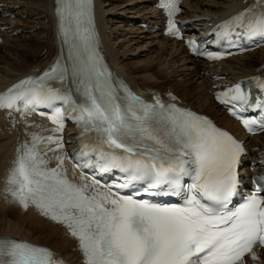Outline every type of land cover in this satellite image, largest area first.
<instances>
[{
    "label": "snow or ice",
    "instance_id": "snow-or-ice-1",
    "mask_svg": "<svg viewBox=\"0 0 264 264\" xmlns=\"http://www.w3.org/2000/svg\"><path fill=\"white\" fill-rule=\"evenodd\" d=\"M160 7L169 16V33L179 37L173 19L180 10L178 0H161ZM55 11L67 56L42 76L21 80L0 94V108L26 115L46 107L56 125L53 132L63 131L71 110L82 134H97L96 146L85 144L81 155L95 154L101 170H118L124 182L73 183L61 171L62 157L50 169L39 150L44 141L61 148L62 137L33 133L31 141L17 149L6 181L8 193L25 209L31 204L63 224L78 240L84 264H246L249 256L259 260L253 249L264 248V177L254 178L255 187L238 207H229L241 187L242 144L191 110L141 101L115 78L100 54L91 0H56ZM218 27V38L237 29L264 36V11L241 12ZM188 44L197 51L196 41ZM209 58L218 57L209 53ZM216 99L249 132L254 125L264 131V102L254 105L261 109L259 120L244 118L240 113L253 105L239 84ZM138 181L146 192L162 191L182 203L121 194ZM0 264L62 262L47 247L0 239Z\"/></svg>",
    "mask_w": 264,
    "mask_h": 264
},
{
    "label": "bare ground",
    "instance_id": "bare-ground-1",
    "mask_svg": "<svg viewBox=\"0 0 264 264\" xmlns=\"http://www.w3.org/2000/svg\"><path fill=\"white\" fill-rule=\"evenodd\" d=\"M249 1L191 0L186 3L184 18L195 20V22L187 30L191 34H199L205 25L204 22L199 21L201 18H206L211 22L228 17L234 10L244 7ZM1 3L4 4L6 10L5 14H0L1 27H6L2 34L6 38L0 44V49L3 50H0V92L16 80L37 69L51 65L58 55L54 0H0ZM154 5L155 0H97L98 23L110 63L136 89L164 92L172 88V82L178 83L181 89L176 88L174 91L187 107L212 117L221 127L232 130L245 139L253 157L257 155V150L264 155V136L247 138L242 135L239 125L228 118L225 111L214 103L212 86L215 83L211 82L214 75L226 76V81L233 82L240 78L262 73L264 49L223 61L220 64L207 66L189 56L182 43L164 37L159 29L155 30L161 18L159 11L154 9ZM6 13L8 14L6 15ZM143 22H148L150 29L141 27ZM19 31L25 32L27 35L30 34V38L34 39L37 44L17 45L18 39L12 36H16L14 34ZM22 50L25 53H18ZM43 51H46L44 55ZM29 56L34 59L29 60ZM174 58L180 60L183 65V73L189 77L190 83L184 82L180 71L169 68L177 65H175ZM207 72L212 75L207 76ZM139 73L143 74L142 80L145 82L139 81V75H141ZM164 83L170 84V86L162 88L155 86ZM0 118H3L1 113ZM0 125L8 128V124L4 120L0 119ZM10 130L12 135L4 130L8 134L5 136L4 132L3 135L6 138L14 139L16 137L18 139L21 135L18 130L16 132L15 129ZM0 132V152L6 150L4 156L6 155L7 158L8 170L10 162L15 158L17 141L14 140V146L11 149L14 157H10V149L7 151L8 148H4L9 141L5 143L7 139L2 135L3 130ZM3 161L5 162V159ZM1 199L0 236L18 235L12 238L22 237L33 241L34 244L50 247L70 264H82L81 257L76 250L77 245L72 239L66 238L62 242L55 241L58 237L61 239L66 237L59 225L42 217L32 209L25 211L13 205L10 200ZM8 214L13 216L21 214L22 216L20 218L15 216L16 219L13 218L12 223L8 224L6 223V218H9ZM9 229H15V232L8 231ZM44 230L47 232L45 236L37 237ZM33 237L35 238L32 240Z\"/></svg>",
    "mask_w": 264,
    "mask_h": 264
},
{
    "label": "rangeland",
    "instance_id": "rangeland-1",
    "mask_svg": "<svg viewBox=\"0 0 264 264\" xmlns=\"http://www.w3.org/2000/svg\"><path fill=\"white\" fill-rule=\"evenodd\" d=\"M46 23H47V21H46ZM28 35H29V36H28ZM28 35L24 33V34H20V35L12 36V37L18 39V40L16 39V40H17V41H16V44H17V45H24V44H26V45H30V46H31V45H34L36 42L34 41V39L30 38V34H28ZM3 37H4V38H3ZM2 38H3V41H5V38H6V37H5L4 34H2ZM36 44H37V43H36ZM0 50H1V49H0ZM1 51H3V50H1ZM1 51H0V53H1ZM18 53L23 54V53H25V51L22 50V51H20V52H18ZM45 53H46V51H43L42 54L44 55ZM28 59H29V60H33L34 58H33L32 56H29ZM174 61H176L175 65H176V64H177V65L173 67L174 69L171 68V67H169V68H170L171 70H174V71H175V69H176V71H180V74H182L181 78H183V80H185L184 82H185V83H190L191 81H189V77L186 76V73H183V72H184L183 67H182L183 65H181L180 60H177L176 58H174ZM178 62L180 63L181 66L179 65ZM181 70H182V71H181ZM135 73H138V72H135ZM139 74H141V73H139ZM139 74H136V75H139ZM142 75H143V74L139 75V76H140V77H139V79H140L139 81H140V82H142V81L145 82L144 80H142V77H143ZM184 75H185V76H184ZM186 77H187V78H186ZM184 78H185V79H184ZM171 85H172V89H173V90H175L176 88H177V89L180 88V85H179L178 83L175 84V82H174V83L172 82ZM155 86H156L157 88H162V87L170 86V84H165V83H164V84H160V85L156 84ZM180 89H181V88H180ZM0 119H1L2 121L4 120V118H0ZM4 122H5V121H4ZM0 127H1V125H0ZM1 128H2V130H3L2 135L4 134L5 131H6L7 133H10V134L12 135V131H11L9 128H5V127H3V125H2ZM4 128H5V129H4ZM6 129H7V130H6ZM8 129H9V131H8ZM2 130H0V131H2ZM4 130H5V131H4ZM14 131L16 132L17 129H15ZM6 132H5L4 135H5V136H6V135L8 136V134H6ZM0 135H1V132H0ZM4 135H3V136H4ZM5 136H4V137H5ZM5 139H7V141H5V143L8 142V141H9V142L7 143V145L4 146V148L6 147L5 149L8 148L7 151H8L9 149H10V151H11V149H12L13 146H14V145H13L14 140L17 141V139H16V137H15L14 139H9V137H8V138L5 137ZM10 141H11V142H10ZM16 141H15V143H16ZM11 144H12V145H11ZM5 151H6V150H5ZM5 151L0 152V154H1V156H0V167H1V168H0V180H1V181H0V189L3 187V183H4V182L2 181V178H4V177L6 176V171H7V166H6L7 158H6V155L4 156V154L6 153ZM4 152H5V153H4ZM2 153H3V154H2ZM13 154H14V153H13V150H12V151L10 152V157H12V156L14 157ZM2 155H3V156H2ZM4 159H5V162L3 161ZM2 161L5 163V165H4V163H3ZM3 165H4V166H3ZM2 166H3V167H2ZM1 169H2V170H1ZM3 170H4V171H3ZM4 173H5V174H4ZM3 174H4V175H3ZM3 176H4V177H3ZM1 198H2V196L0 195V199H1ZM1 200H2V199H1ZM10 207H11V206H10ZM15 216H16V215H15ZM15 216H13L12 214H10V215L8 214V217H9V218H6L7 220L5 219V220L7 221L6 223H8V224H9V223H12V221H13L14 219H16V217H19V218H20L22 215H21V214H19V215L17 214V216H16V217H15ZM13 218H14V219H13ZM11 220H12V221H11ZM15 221H16V220H15ZM7 227H8V226H7ZM11 230H12V229H9L8 231H11ZM12 231L15 232V229L12 230ZM46 233H47V232L44 230V232L42 231V232L40 233V235H38L37 237H39V236H41V237L43 236V237H44ZM13 236H14V235H13ZM17 236H18V235L14 236V237H17ZM19 238H20V237H19ZM34 238H35V237H33V238H31V239L33 240ZM66 238H67V239H71V238H69V237L66 235L65 238H62V239H61L60 237H58L57 240H55V241H56V242H58V241L62 242V240L66 239Z\"/></svg>",
    "mask_w": 264,
    "mask_h": 264
}]
</instances>
